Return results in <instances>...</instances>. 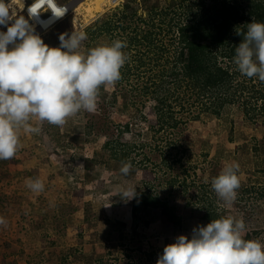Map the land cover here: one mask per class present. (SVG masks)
I'll return each instance as SVG.
<instances>
[{"label": "rangeland", "instance_id": "374dc122", "mask_svg": "<svg viewBox=\"0 0 264 264\" xmlns=\"http://www.w3.org/2000/svg\"><path fill=\"white\" fill-rule=\"evenodd\" d=\"M123 1L104 0L99 7L96 0H59L72 8L53 27L38 33L44 43L57 47L61 33L85 32L97 20L110 19ZM156 1L162 7L171 0ZM30 3L26 0V7ZM87 39L83 53L111 41L106 35ZM130 54L125 66L130 75L121 85L100 87L96 112L81 110L63 126L44 122L40 134L21 133L25 144L11 160H0V217L7 222L0 226V264H156L163 247L176 236H190L194 227L206 225L198 210H206L207 202L200 201L203 193L218 214L245 221V239L264 244V123L243 117L235 106H226L218 117L202 113L198 120L192 118L198 110L176 108L171 115L176 126L163 125L155 135L149 133L156 121L149 117L154 101L129 89L146 81L150 74L145 66L153 63L140 64L134 50ZM118 90L127 98L125 104L111 103ZM127 123L131 135L125 140L138 147L127 158L132 169L125 176L119 171L122 163L111 154L118 126L124 130ZM174 143L186 152L178 163L165 162L166 147ZM47 161L54 166H43ZM232 161L240 166L241 183L229 208L212 190L211 180ZM26 178H39L44 190L33 193L25 186ZM126 185L157 194L175 209L181 227L168 228L152 209L133 215L132 200L121 199L117 192L118 186ZM129 202L130 214L123 209ZM123 214L130 215V224L115 218Z\"/></svg>", "mask_w": 264, "mask_h": 264}, {"label": "clouds", "instance_id": "9594fccd", "mask_svg": "<svg viewBox=\"0 0 264 264\" xmlns=\"http://www.w3.org/2000/svg\"><path fill=\"white\" fill-rule=\"evenodd\" d=\"M59 0H0V160H11L20 147V135L40 134L41 125L63 126L81 110L94 113L102 85L114 86L128 57L126 43L117 39L80 51L87 39L82 30L61 33L59 45L50 47L36 31L50 13L49 22L68 12ZM26 11V16L23 14ZM240 34V31H237ZM232 63L247 78L264 83V22H251L242 42L234 48ZM47 139V137H45ZM82 167V166H81ZM238 162H226L211 180V188L227 207L237 198L240 187ZM130 162H122L120 173L127 176ZM33 193L44 190L37 178H26ZM118 196L132 200L133 185L118 186ZM0 217V226H6ZM246 223L231 215L197 225L190 236L178 235L163 247L156 264H264V244L245 239Z\"/></svg>", "mask_w": 264, "mask_h": 264}, {"label": "trees", "instance_id": "16d2710c", "mask_svg": "<svg viewBox=\"0 0 264 264\" xmlns=\"http://www.w3.org/2000/svg\"><path fill=\"white\" fill-rule=\"evenodd\" d=\"M116 9L110 19L97 20L85 30L87 40L92 42L100 35L109 37L110 43L119 39L126 43L127 56L132 57L134 50V59L140 64L152 61L153 66H145L150 74L146 81L129 89L150 95L154 101L149 117L156 121L149 133L155 135L163 125L176 126L171 117L176 108L181 112L198 110L192 115L198 120L202 113L218 117L226 106H235L243 117L251 121L259 118L257 123H264V83L243 76L232 63L234 48L242 42L247 24L264 22V0H171L162 7L156 0H124ZM136 16L137 23L133 20ZM125 66L120 69V85L130 75ZM118 92L112 94L111 103L125 104L127 98ZM129 125H123L124 130L119 125L120 134L114 140L111 155L119 163L130 162L129 154L138 147L127 143ZM166 148L169 154L165 162L178 163L186 152L175 143ZM205 196L203 193L200 201L207 202L206 210L198 209L205 224L227 217L218 214L213 201ZM139 209L159 212L162 223L172 230L181 227L182 219L175 209L147 189L132 199L133 215Z\"/></svg>", "mask_w": 264, "mask_h": 264}, {"label": "crops", "instance_id": "0c3cea01", "mask_svg": "<svg viewBox=\"0 0 264 264\" xmlns=\"http://www.w3.org/2000/svg\"><path fill=\"white\" fill-rule=\"evenodd\" d=\"M76 2V1H75ZM71 5H73L74 6V1H73V3L71 4ZM75 5H77V4H75ZM72 8V6H70V9ZM24 140L25 139H22V138H20V146H22L23 144H25L24 143ZM39 166L41 167L42 165H41V162H40V164H39ZM43 166H45V167H52V166H54V163L52 162V161H47ZM129 204H130V202L129 203H124L123 204V209L124 210H126V212H128L129 214H130V209H131V206H129ZM26 206V208H28V206L27 205H25ZM29 214V213H28ZM26 216V215H25ZM118 221H122V222H126L127 224H130V220H131V218H130V215H127V214H123V215H119V216H116L115 217Z\"/></svg>", "mask_w": 264, "mask_h": 264}, {"label": "bare ground", "instance_id": "6f19581e", "mask_svg": "<svg viewBox=\"0 0 264 264\" xmlns=\"http://www.w3.org/2000/svg\"><path fill=\"white\" fill-rule=\"evenodd\" d=\"M96 2H97V5L99 6V7H101L103 4H104V0H96ZM68 12H69V9H68ZM67 12V13H68ZM67 13L65 14V15H67ZM64 15V16H65ZM50 16V15H49ZM49 16L48 17H40V21H42V22H45L46 24H47V27L46 28H42L41 27V25H40V23H37L38 24V27H39V29L38 28H36V31L37 32H42V31H46L47 29H49V28H51V27H53L56 23H58L62 18H60V19H57V20H55V21H53V22H49L48 21V18H49ZM41 29V30H40ZM129 160V159H128ZM131 162V161H130Z\"/></svg>", "mask_w": 264, "mask_h": 264}, {"label": "water", "instance_id": "95a60500", "mask_svg": "<svg viewBox=\"0 0 264 264\" xmlns=\"http://www.w3.org/2000/svg\"><path fill=\"white\" fill-rule=\"evenodd\" d=\"M68 8L70 9V6H68Z\"/></svg>", "mask_w": 264, "mask_h": 264}]
</instances>
